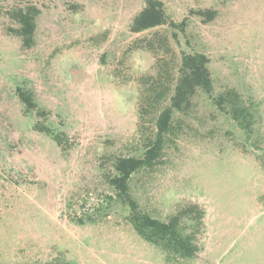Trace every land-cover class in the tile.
I'll return each instance as SVG.
<instances>
[{"label": "rangeland", "instance_id": "374dc122", "mask_svg": "<svg viewBox=\"0 0 264 264\" xmlns=\"http://www.w3.org/2000/svg\"><path fill=\"white\" fill-rule=\"evenodd\" d=\"M162 1L185 31H131L144 0H0V264H264V0ZM30 2L41 13L26 49L12 11ZM183 52L209 56L213 92L174 112L160 160L130 181L162 221L191 204L205 212L199 224L182 213L197 255L169 260L137 233L106 173L154 139ZM228 88L252 113L249 131L213 100Z\"/></svg>", "mask_w": 264, "mask_h": 264}, {"label": "trees", "instance_id": "16d2710c", "mask_svg": "<svg viewBox=\"0 0 264 264\" xmlns=\"http://www.w3.org/2000/svg\"><path fill=\"white\" fill-rule=\"evenodd\" d=\"M145 6L134 17L131 31L141 32L161 25L180 28L185 31L187 18L180 23L175 22L167 13L166 5L162 0H144ZM41 9L34 3H27L12 11V17L19 23L15 34L20 37L22 46L26 49L35 44L37 19ZM198 14L212 19L214 10H199ZM210 58L201 52H183L179 78L177 80L171 101L159 112L156 119V134L147 145L143 156H119L113 160L112 170L106 173L109 184L116 190L118 197L130 208L129 220L137 233L148 242L160 247L166 252L169 260L180 257L194 258L199 250L191 234H184L181 229L182 213L198 212L197 217L190 216L191 220L202 223L205 212L198 204H191L182 213L172 216L168 221H162L144 211L137 199L133 196L130 181L134 173L143 168L154 167L161 158L166 136L172 130V120L175 111H186L190 108L193 97L199 89L212 94L214 89L212 73L209 67ZM20 100L25 105V111L31 113L37 108V103L31 92L17 88ZM218 108L225 110L245 130L252 127V113L244 105L242 96L235 88H228L213 98ZM38 111V115H43ZM36 129L47 133L58 145L62 146V137L53 128L36 124ZM187 214V215H188Z\"/></svg>", "mask_w": 264, "mask_h": 264}]
</instances>
